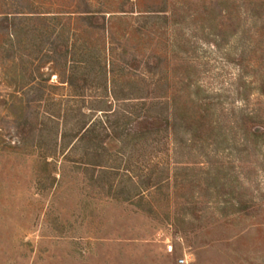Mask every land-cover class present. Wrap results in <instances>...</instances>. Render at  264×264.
<instances>
[{"label":"rangeland","instance_id":"rangeland-1","mask_svg":"<svg viewBox=\"0 0 264 264\" xmlns=\"http://www.w3.org/2000/svg\"><path fill=\"white\" fill-rule=\"evenodd\" d=\"M30 2L57 19L61 53L38 55L22 34L20 48L11 46L0 16V264H264V172L254 160L218 153L202 136L191 148L175 146L151 105L140 111V101L106 98L94 78L106 66L109 80L146 83L148 104L171 108L190 105L195 88L227 98L226 109L240 106L239 91L264 116L254 90L264 80V0H0V11ZM90 10L98 13L87 20ZM250 48L256 53L242 62ZM74 71L82 74L71 87ZM59 112L70 116L64 128ZM128 112H142L129 130L161 136L125 144L112 130L101 159L110 174L95 182L100 169L84 164L87 143L66 144L75 122L119 117L121 131L116 114ZM166 163L177 177L144 202L109 196L126 171L146 177ZM240 195L255 208L227 205ZM186 196L196 199L198 221L180 217Z\"/></svg>","mask_w":264,"mask_h":264},{"label":"trees","instance_id":"trees-1","mask_svg":"<svg viewBox=\"0 0 264 264\" xmlns=\"http://www.w3.org/2000/svg\"><path fill=\"white\" fill-rule=\"evenodd\" d=\"M2 1L5 2L6 0ZM12 7H14V5L9 6V9L4 12L0 11V16H3L1 22L4 24V27H6L8 31L11 29V33L7 41L11 46L15 43L17 47L20 48L19 45L21 40L19 36L22 34L27 39H30L28 40L31 41L29 43L33 46L32 50H34L35 53L37 52L38 55L43 53V50L45 51L46 47L49 49L50 55H57L61 53L59 51L60 45L58 46V40H54V37L60 31V25L58 23H54L57 19H54L55 16L52 15V12H42V9L46 7L45 4H35L30 2L28 4V8L22 6L19 10L17 9V12H13ZM84 13L87 14V20H91L98 12L90 10ZM148 19L150 18L148 17ZM2 23H0V30L1 27H3ZM11 37H14L16 41L13 42ZM68 51L69 50L67 48L63 54L65 57L69 54ZM255 53V48L246 50V52H244L242 62L250 61ZM74 72L75 73H72L66 82L71 87L76 85V75L82 74V72ZM110 72L116 74V68H113ZM100 73L101 74H98L96 77H91L96 78V83H99L100 87L105 92L106 98L112 97L114 100L122 102L140 101L141 104L137 108H140V111H143L151 105L149 110H153L154 118L157 121L166 124L167 127L169 126L167 134L172 137V141L175 146L183 147L185 145L186 148H191L194 144H196V140L202 136L203 140H199L205 141L208 148L215 147L217 148V152L220 149H226L238 157L243 154L247 155V158H252L256 164L255 166H258L262 169V172H264L263 108L261 106H252L250 104V97L247 96V94L242 95L241 92L236 91V99H239L236 101L241 100L242 104L240 106H236L235 102H233L231 108L226 109L225 105L229 102L227 98L224 99L225 97L220 94H207L208 92L204 91L202 88H195L194 92L196 99L191 101L190 105H185L180 108L175 105L171 108L169 102H166L163 106L159 103L148 104L147 100L151 92L148 89L149 85L146 83L145 85H137L136 83L130 81L127 82V80L123 81L118 77H113L109 80L108 76L110 73L108 72L106 66L104 69L100 68ZM254 90H257L258 96L264 98V80L259 83V86L256 85ZM243 96L244 98H242ZM97 111L105 112V110L98 109ZM128 113H124L123 115L119 113L116 114L117 117L122 116L121 118L123 119L121 131L119 130L120 127L117 123V119L119 117L114 121L111 120L104 123L101 120L98 122L87 120V116L82 114L83 120L75 122V129L77 128L78 132L73 133L72 141L66 143L65 140L68 137V134H66V132L62 133V142L66 143L68 147L73 145V149H75L76 145L81 140L87 143L89 148L85 154L86 160L84 164H87L88 167H92V169H100L99 171H92L91 178L93 180L95 179V182L103 181V179L107 178L110 174L108 172L109 170L106 168L107 166H105L101 159L105 154V138L112 136V130L117 135L116 137L120 138L118 142H124L125 144H129L133 140L138 141L139 139L143 140L147 137L149 138L151 135H153L151 139H156L158 136H161V130H154L145 134H138L135 131L129 130L127 127L131 124L132 117L139 116L142 112L137 115L132 113L129 115ZM54 117L55 120L59 121L60 119L63 121V128L67 126L68 123L66 120L70 118L69 113L62 114V112H59V114ZM103 126H105L103 133H99V138H96L95 135L97 133V128ZM116 127H118V130H116ZM58 135L59 133L57 134V137ZM100 135H102L101 138ZM217 152L216 156H218ZM204 153L208 155L207 148L204 149ZM173 159L174 156L171 160ZM177 164L180 163L177 162ZM157 167L158 169L156 168L157 170H155L152 175H148L146 177L136 176L135 178L130 176L128 174L129 172L126 171L124 174L127 175L125 177H128V179L119 182L117 181L112 184L109 188V196L114 199L119 198L126 202L134 200L144 202V199L146 198L144 194L145 192L150 193L153 190L163 189L167 183V185H170L172 176L176 178L178 175V168H172L169 163L164 165L162 164ZM218 177L219 176H212L208 179H214L219 182ZM186 198V206H184L180 217L184 218L186 215L193 217L194 221H198L199 217L197 213L201 211L200 208H198L195 197L193 196L190 199V196H186ZM227 205L233 210L236 207L235 212L245 213L246 211L254 209L256 202L244 199V197L240 195L236 202H232L230 200ZM228 206H224L225 209H228ZM182 223L184 224L185 221Z\"/></svg>","mask_w":264,"mask_h":264}]
</instances>
